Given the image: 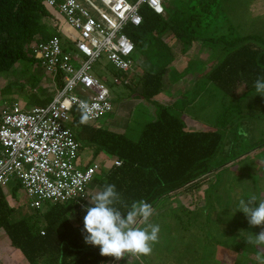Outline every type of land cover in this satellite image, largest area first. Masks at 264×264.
<instances>
[{
  "label": "trees",
  "instance_id": "1",
  "mask_svg": "<svg viewBox=\"0 0 264 264\" xmlns=\"http://www.w3.org/2000/svg\"><path fill=\"white\" fill-rule=\"evenodd\" d=\"M184 3L186 7L173 11L165 6V16L143 5L141 24L125 31L135 50L145 58L136 80L139 95L151 100L163 90V79L171 60L161 39L166 34H172L184 47L200 41L223 51V58L202 77L220 91L222 98L238 99L241 94L255 90V80L264 76V36L229 37L235 29L227 27L229 34L222 30L218 20L220 0H186ZM59 28L58 15L42 0H0V73L10 71L18 62L37 64L29 45L36 39L45 42L53 36L60 37ZM56 86L62 88L60 78ZM193 93L196 94L194 89ZM53 94L54 91L50 95H31L27 107L45 106ZM175 110L176 107L158 104L155 119L145 123L139 138L132 141L124 134L95 128L82 120L80 110L71 109L69 127L80 151L87 147L93 151V156L103 151L120 161L119 166L111 164L102 171L93 184L98 191L105 184H114L121 194L116 205L121 211L139 200L147 201L153 208L162 198L182 189L199 195L205 178L223 164L225 132L234 122L233 117L227 124L226 120L220 121L216 129L190 132ZM261 146L264 142L228 160H241ZM19 189V184L11 186L8 191L11 198ZM88 204V200L45 203L42 212L34 210L40 212V216H16L14 220L16 207L10 205L7 192L0 187V231L27 264H110L114 257L101 256L99 248L84 242L83 209Z\"/></svg>",
  "mask_w": 264,
  "mask_h": 264
},
{
  "label": "rangeland",
  "instance_id": "2",
  "mask_svg": "<svg viewBox=\"0 0 264 264\" xmlns=\"http://www.w3.org/2000/svg\"><path fill=\"white\" fill-rule=\"evenodd\" d=\"M177 2L184 3L183 0ZM166 3L171 2L163 0L164 7ZM219 7L221 12L218 20L222 30L229 34L227 27L235 29V32H230L229 37L264 36V0H220ZM59 19L62 20L61 17ZM60 39L64 42L63 36ZM210 49L216 60L223 58L224 53L218 46ZM135 67L136 73H140L138 64L135 63ZM93 69L98 75L105 76L103 81L114 105L112 113L101 118L98 123L106 128L108 123L113 127H120L127 138L136 141L142 126L155 119L157 104L139 94L130 95L125 87L113 84L111 75L114 69L105 58L100 59ZM42 73L44 72L37 64L24 61L15 64L10 71L0 73V111L13 103L28 109L30 107H27V102L31 95L52 94L53 85ZM34 77L40 79L35 84ZM242 92L243 88L239 90V93ZM256 95L255 90H252L241 94L238 99L229 100L222 98L220 91L212 88L206 94H201L200 100H197L192 109L186 110L187 116L191 118L205 116L204 122L208 123L210 129L216 128L220 121L226 120L227 124L233 117V132H225L227 136L224 138V152L221 154L223 164L210 177L205 178L200 196L182 189L159 200L153 207V215L149 221L160 226L158 240L152 245L151 253H126L123 264H258L248 241L253 238L252 234L264 231L263 225L252 226L253 229L259 228V231L251 235L247 231L243 232L251 225L244 213L237 211L241 199L253 203L264 200V180L260 175L263 171L247 167L248 162H242V159L228 164L232 161L228 159L237 153L248 152L264 142V97ZM164 98L165 95L158 100ZM175 112L180 113L177 105ZM229 137L235 146L233 150L227 151L225 148ZM88 153V148L83 147L80 151L82 161ZM250 155L264 159V146ZM103 157L105 156H100L97 162L101 164ZM4 190L8 195L9 189ZM97 191V186L90 185L86 192L87 200ZM9 198L10 196L8 200ZM13 202V207H16L13 219L16 216H40L43 211L42 208L39 213H35L29 207V198L22 189L16 192ZM136 226L143 227V222L138 219ZM238 229L241 232L234 234ZM242 235L245 236L244 239ZM2 238L6 239V236L0 231V264H27L21 257L19 260L11 255L9 257ZM234 253L236 256L232 257L233 261L227 259ZM119 260L115 258L110 264H118Z\"/></svg>",
  "mask_w": 264,
  "mask_h": 264
},
{
  "label": "built area",
  "instance_id": "3",
  "mask_svg": "<svg viewBox=\"0 0 264 264\" xmlns=\"http://www.w3.org/2000/svg\"><path fill=\"white\" fill-rule=\"evenodd\" d=\"M42 2L71 31L64 42L53 36L29 45L53 85L52 100L28 109L13 103L0 111V187L19 184L33 210L45 203L87 201V188L102 167L97 161L81 165L80 145L69 127L70 111L76 107L84 115L81 105L86 103V122L93 125L112 112L109 90L94 65L105 58L114 69L113 84L131 85L136 50L125 31L141 24L143 5L158 15L165 13L163 0ZM57 78L61 89H57ZM112 164L119 166L120 161L114 158Z\"/></svg>",
  "mask_w": 264,
  "mask_h": 264
},
{
  "label": "crops",
  "instance_id": "4",
  "mask_svg": "<svg viewBox=\"0 0 264 264\" xmlns=\"http://www.w3.org/2000/svg\"><path fill=\"white\" fill-rule=\"evenodd\" d=\"M168 1L171 2V3L165 4L168 11H173L174 9H178L182 7L184 8L187 5V3H178L177 1L179 0H168ZM183 1H186V0H183ZM163 16H165V13ZM59 32L61 36H63L64 40L66 36L71 33L68 27L64 25L62 20H60ZM161 39H162L163 46L166 48V51H169L171 60L169 64L167 65L166 76L163 79V90L159 95L152 98L151 101L155 102L157 105L158 104L165 105L171 108H175L177 105L181 113V114L179 113V115L181 119L183 120L187 131L193 132V131H201V130L205 131V130L216 129V128L210 129V126L208 125V123L204 122V120H206V118H204L205 116L203 117L194 116L193 118H191L187 116L186 110L193 108L197 100L198 101L200 100L201 94H206L208 90L212 89V84L208 82L206 79H202V77H205L206 74L210 72L217 65L218 60H216L211 54L210 47H208V45H203L200 41L194 42L189 47H184L183 45H181L178 41L174 39L172 34L171 35L166 34ZM134 59L137 60L135 61V63L138 64L139 68H140V65L145 60V58L139 55L137 51L134 54ZM136 72H137V68L135 67L134 69L135 75H133L131 85L129 86L120 85V86L125 87L127 91H129L130 95L140 94V87L136 84L137 75H138V73ZM42 74L48 77V75H46L45 73H42ZM98 77H100L102 80L105 78L104 75H98ZM36 80L39 81L40 79L36 78ZM201 88H203V90ZM193 89L196 92V94L193 93ZM164 95H165V98L163 100H160V99L158 100L160 96H164ZM177 100H178V103L176 102ZM113 109H114V105H113ZM106 122H108V120H106ZM94 127L104 128V129H107L108 131L118 133V134H124V132L122 131V129H120V127L118 128L113 127L111 126L110 123H108L107 128L104 125H101L99 123L94 125ZM232 130L233 129L230 126L227 129V132L228 133L233 132ZM232 148H233V144L230 142V137H229L228 141H226L225 149H227V151H230L232 150ZM88 150H89V153H88V156L84 158L85 160L82 161L80 158L81 165L85 166L92 161H98L99 157L102 155L105 156L103 157L105 161L103 160L100 164L102 167V171H106L109 168V166L112 164V160L114 158L108 155L107 153L101 151L96 156H93V151L89 148ZM250 154L243 156V158H241L242 162L244 161L248 162L247 167L253 168L255 171H258V169H261V171H263V174L260 173V175H262V179L264 180V159L259 158V157H253ZM239 159L232 160L228 164L237 162ZM90 185H94L93 182ZM8 189H10V187ZM262 191H264V188L262 189ZM9 196L10 194L7 195V200ZM87 199H88V194H87ZM8 201L11 206H14L15 203L13 202V198H11V196ZM254 203H257V201H254ZM262 228L264 229V225L262 226ZM239 229L234 234H239L241 232V230ZM246 229H244L243 232L247 231V234H250V235L251 233L255 231H259V228L253 229L252 226L247 227ZM242 238L244 239L245 236L242 235ZM2 239H3V245L6 251H9L8 252L9 257L11 255L12 258H16V259L20 257L23 258L21 253L10 245V241L7 239V237L6 239L4 238ZM252 239L253 238H250V240ZM251 247L253 249V254L255 255L256 260L259 264L258 258H264V245L257 246L255 243H251ZM125 256L126 255L124 254V256L121 257L118 264H123ZM235 256L236 255L234 253L232 255H229L227 259L230 258L233 261L234 259H232V257H235Z\"/></svg>",
  "mask_w": 264,
  "mask_h": 264
},
{
  "label": "clouds",
  "instance_id": "5",
  "mask_svg": "<svg viewBox=\"0 0 264 264\" xmlns=\"http://www.w3.org/2000/svg\"><path fill=\"white\" fill-rule=\"evenodd\" d=\"M254 89L258 96L264 97V76L255 80ZM81 107L85 113L82 120L86 121L88 105L84 103ZM120 200L121 194L114 184H105L90 197L89 204L83 209L84 242L99 248L101 256L114 257L117 260L126 253L150 254L160 232L158 224L149 222L153 215L152 205L145 200H139L127 206L126 211H121L116 206ZM237 212L244 213L251 226L264 225V200L253 203L241 199ZM138 219L143 222V227L136 226ZM252 236L249 243L264 245V231ZM258 259L259 264H264V258Z\"/></svg>",
  "mask_w": 264,
  "mask_h": 264
},
{
  "label": "water",
  "instance_id": "6",
  "mask_svg": "<svg viewBox=\"0 0 264 264\" xmlns=\"http://www.w3.org/2000/svg\"><path fill=\"white\" fill-rule=\"evenodd\" d=\"M114 260H115V258H114ZM114 260H113V261H114Z\"/></svg>",
  "mask_w": 264,
  "mask_h": 264
}]
</instances>
